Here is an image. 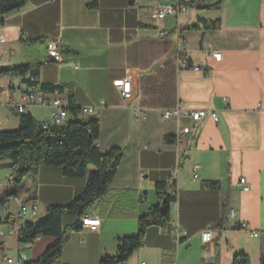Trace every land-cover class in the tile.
<instances>
[{"label":"crops","instance_id":"0c3cea01","mask_svg":"<svg viewBox=\"0 0 264 264\" xmlns=\"http://www.w3.org/2000/svg\"><path fill=\"white\" fill-rule=\"evenodd\" d=\"M166 4L178 3L29 0L0 17V67L39 66V85L62 87L43 96L67 103L71 93L77 108L93 107V114L81 118H97L98 149L117 147L123 154L106 194L85 213L97 215L99 227L71 231L55 264H99L103 255L115 254L117 238L135 235L137 217L157 203V181L176 185L170 221L149 227L144 245L124 264H232L238 253L259 264L264 253V0H222L219 9L188 7L154 18ZM213 21L218 27H204ZM57 38L61 61L45 63L47 42ZM181 58L198 69L184 67ZM126 76L131 97L123 99L113 81ZM26 89L18 75L0 76L1 131L18 128L19 104L36 122L47 120L51 106L26 104ZM176 106L214 111L219 121L161 117L163 109ZM184 127L191 130L177 137ZM241 178L248 190L238 185ZM86 181L64 176L59 167H40L17 189V197L38 204L36 216L25 221L37 222L48 206L69 203ZM13 189L12 169L0 160V216L2 208L9 217L18 212L7 194ZM75 221L67 215L62 225ZM10 231L0 221V264L34 260L53 241L38 237L19 244Z\"/></svg>","mask_w":264,"mask_h":264},{"label":"trees","instance_id":"16d2710c","mask_svg":"<svg viewBox=\"0 0 264 264\" xmlns=\"http://www.w3.org/2000/svg\"><path fill=\"white\" fill-rule=\"evenodd\" d=\"M27 1L29 0H0V17L19 9ZM221 2L222 0H189L184 4L199 10H213L219 9ZM179 3L182 4L181 1ZM204 27L215 29L218 22L204 24ZM188 64L191 66L189 62ZM10 74L18 75L27 87L38 88L44 93L62 92L61 86L39 85V66L0 67V76ZM66 108L73 118L65 125L43 128L28 112L16 111L18 128L13 131L0 130V160L8 161V167L12 169L14 189L8 192V195L17 197V189L22 181L35 177L42 166L59 167L63 175L69 178L87 177L85 189L79 196L64 205L48 206L43 218L37 222H24L17 235L19 244L31 243L38 237H50L53 241L38 258L23 261L22 264H55L59 260L69 233L81 230V217L106 194L123 155L117 147L106 152L98 149V120L95 117L77 118L79 108L74 105L71 93L67 94ZM172 139H175V136ZM89 168L92 170L89 171ZM155 192L157 203L151 206L146 214L137 217V233L117 238L115 254L103 255L99 264H124L135 250L144 245L145 233L149 227H166L170 221V205L177 198L175 182L157 181ZM225 207L227 205L223 204L224 210ZM67 215L74 216L76 221L63 227L62 219ZM225 221L226 213L218 227L224 228ZM232 264H249V258L244 253H238L233 256ZM259 264H264V253L260 256Z\"/></svg>","mask_w":264,"mask_h":264},{"label":"built area","instance_id":"2783aa9c","mask_svg":"<svg viewBox=\"0 0 264 264\" xmlns=\"http://www.w3.org/2000/svg\"><path fill=\"white\" fill-rule=\"evenodd\" d=\"M179 1L182 2V4L179 3ZM189 0H177V5H171L166 4L163 6L161 11H155L153 13V17L156 19H162L166 15H177L180 12H185L188 8V6L184 3H187ZM23 34L21 37L24 38ZM59 38L52 39L47 42V56L48 58L45 60V63H48L50 61L54 62H60L61 61V54L59 52ZM214 58L216 60H220L221 54L215 52L213 54ZM1 58V55H0ZM181 65L184 67L192 68L194 70H197L198 67L189 66L188 62L185 59H180ZM113 86L116 87L119 91L120 96L123 99H128L131 97V81L130 77L126 76L124 78L117 79L113 81ZM1 92L6 93L7 89L5 87H1ZM25 99L27 101L26 104L29 105H38V106H46L50 105L52 110L47 118V120L40 122L43 128H48L51 126H62L67 123V121L73 116L69 113L67 110V103L59 98L52 99L48 101L44 96L43 92L40 91L38 88H30L27 87ZM16 109L18 112H26V105H17ZM94 113L93 107H84L79 109L78 113L76 114V117H82L91 115ZM181 116L188 117L193 122L197 123L201 121L204 118H210L213 122L217 123L219 121L218 114L214 111H208L204 109H198V110H183L179 108L178 106L172 107V108H165L161 112V117L164 120H178ZM191 130L190 127H184L179 133L177 134V137L180 133H188ZM198 166L195 165L192 169L193 171V177L196 178V168ZM238 185L243 190H248V186L245 182V179L241 178L238 182ZM16 203L18 204V212L15 216L9 217V215L6 213L5 209H1V216L0 221L1 223H7L11 226V234H18L19 230L22 228L25 220L29 217H34L37 214L38 210V204L35 202L32 203H26L19 197H14ZM231 215H234V212H231ZM80 225L81 228H88L91 230H96L100 225V218L95 214H85L80 219ZM239 228L241 229H248L247 225L245 223L239 224ZM174 236H179L180 232H174ZM207 232L202 233V240L204 242L207 241ZM19 258L21 260L25 259L24 252H20ZM2 261L11 263L12 260L10 258H7L5 256L2 257Z\"/></svg>","mask_w":264,"mask_h":264},{"label":"rangeland","instance_id":"374dc122","mask_svg":"<svg viewBox=\"0 0 264 264\" xmlns=\"http://www.w3.org/2000/svg\"><path fill=\"white\" fill-rule=\"evenodd\" d=\"M50 243H52V242H50ZM50 243L46 244V246H44V248H43V249L45 250V249H46V247H48V246L50 245ZM44 250H43V251H44Z\"/></svg>","mask_w":264,"mask_h":264}]
</instances>
